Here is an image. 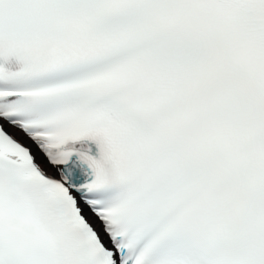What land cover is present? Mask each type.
<instances>
[{
	"label": "snow or ice",
	"instance_id": "snow-or-ice-1",
	"mask_svg": "<svg viewBox=\"0 0 264 264\" xmlns=\"http://www.w3.org/2000/svg\"><path fill=\"white\" fill-rule=\"evenodd\" d=\"M0 264H264V0H0Z\"/></svg>",
	"mask_w": 264,
	"mask_h": 264
}]
</instances>
